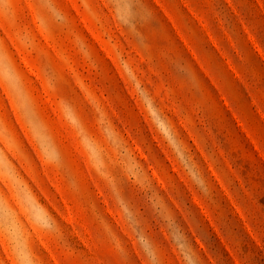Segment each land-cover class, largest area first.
<instances>
[{
    "label": "rangeland",
    "instance_id": "1",
    "mask_svg": "<svg viewBox=\"0 0 264 264\" xmlns=\"http://www.w3.org/2000/svg\"><path fill=\"white\" fill-rule=\"evenodd\" d=\"M18 249L264 264V0H0V264Z\"/></svg>",
    "mask_w": 264,
    "mask_h": 264
},
{
    "label": "clouds",
    "instance_id": "2",
    "mask_svg": "<svg viewBox=\"0 0 264 264\" xmlns=\"http://www.w3.org/2000/svg\"><path fill=\"white\" fill-rule=\"evenodd\" d=\"M169 135H171L170 131H169ZM26 251H27L26 249H18V253H20L21 255L22 264H23V255L26 254Z\"/></svg>",
    "mask_w": 264,
    "mask_h": 264
}]
</instances>
